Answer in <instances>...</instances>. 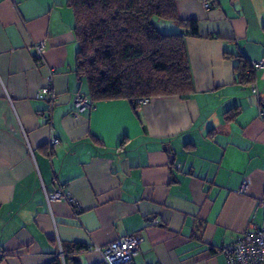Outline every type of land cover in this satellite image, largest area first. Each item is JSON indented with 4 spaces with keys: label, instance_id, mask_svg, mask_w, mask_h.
Segmentation results:
<instances>
[{
    "label": "crops",
    "instance_id": "1",
    "mask_svg": "<svg viewBox=\"0 0 264 264\" xmlns=\"http://www.w3.org/2000/svg\"><path fill=\"white\" fill-rule=\"evenodd\" d=\"M176 5L199 31L184 38L189 96L153 97L136 110L106 99L76 113L74 95L87 86L75 73L67 0H0L3 264H47L61 242L88 247L65 264H101L89 247L125 235L141 238L133 264H227L215 249L264 224V67L252 66L264 60V0ZM238 55L251 64L250 83L237 77ZM49 81L50 123L40 113L47 100L36 97ZM59 185L73 203L46 199Z\"/></svg>",
    "mask_w": 264,
    "mask_h": 264
},
{
    "label": "trees",
    "instance_id": "2",
    "mask_svg": "<svg viewBox=\"0 0 264 264\" xmlns=\"http://www.w3.org/2000/svg\"><path fill=\"white\" fill-rule=\"evenodd\" d=\"M67 5L78 46L75 73L86 82L92 106L125 98L136 110L143 98H186L193 91L184 38L198 37L199 31L196 20L179 17L176 0H67ZM153 17L174 23L180 32H160ZM236 57L238 79L252 82L251 64ZM60 246L63 259L58 250L47 264H65L69 255L88 249L77 242Z\"/></svg>",
    "mask_w": 264,
    "mask_h": 264
},
{
    "label": "built area",
    "instance_id": "3",
    "mask_svg": "<svg viewBox=\"0 0 264 264\" xmlns=\"http://www.w3.org/2000/svg\"><path fill=\"white\" fill-rule=\"evenodd\" d=\"M208 8L210 3H205ZM35 49L37 52V59L40 61L42 58L44 42L36 43ZM253 67H264V60H260L252 63ZM251 91L257 94V87L254 83L250 84ZM36 97L38 99L47 100V109L41 114H45V119L48 123L51 122V112L57 101V94L53 90L51 81L42 88H40ZM149 101L148 98L140 100V104H146ZM73 103L76 109V113L84 112L92 108V103L87 95L77 92L74 95ZM260 114H264V110H260ZM59 143V140L55 136H51L49 139V146L53 148ZM244 183L242 190L245 189ZM64 198L69 203H73L74 200L70 198L64 191L63 185H59L58 188L46 194L48 201L54 199ZM259 205L264 208V198H261ZM141 238L134 235H125L118 237L104 246L91 245L89 249L97 251L101 255L102 264H133L134 257L138 254V248ZM59 255L63 259L60 243H58ZM216 252L223 253L226 257L227 264H264V224L260 226L249 225V227L237 236L232 242L220 246L215 249ZM4 251L0 249V264H3Z\"/></svg>",
    "mask_w": 264,
    "mask_h": 264
},
{
    "label": "rangeland",
    "instance_id": "4",
    "mask_svg": "<svg viewBox=\"0 0 264 264\" xmlns=\"http://www.w3.org/2000/svg\"><path fill=\"white\" fill-rule=\"evenodd\" d=\"M152 19H153L154 25L156 26V28H157L160 32H162V33H171V32H167V29L164 28L162 24H158V23L155 24V21H157V20H158L159 22H167V21H165V20L162 21V19H159V18H157V17H153Z\"/></svg>",
    "mask_w": 264,
    "mask_h": 264
}]
</instances>
